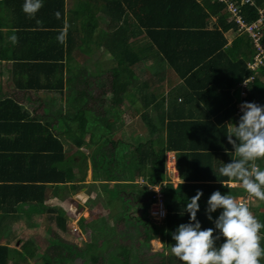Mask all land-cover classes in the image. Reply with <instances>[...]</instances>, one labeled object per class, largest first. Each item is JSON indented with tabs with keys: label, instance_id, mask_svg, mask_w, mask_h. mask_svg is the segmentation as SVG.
I'll use <instances>...</instances> for the list:
<instances>
[{
	"label": "trees",
	"instance_id": "obj_1",
	"mask_svg": "<svg viewBox=\"0 0 264 264\" xmlns=\"http://www.w3.org/2000/svg\"><path fill=\"white\" fill-rule=\"evenodd\" d=\"M94 1L97 0H86L85 4L90 8L84 13V17L90 19L95 27L97 21L90 5ZM107 1L105 12L118 26L113 34L118 45V66L111 71L114 76L105 80L104 77L95 78L87 73L80 79H68L66 83L65 77L60 74L64 68L66 54L72 52V46L77 39L72 31L67 35L59 31L65 23V0H49V37L53 41L52 51L49 53V68L43 69L47 73L44 81L31 74L25 85L30 89H49L57 94V97L53 98L54 108L49 107V126H46L45 121L43 122L38 115L30 114L14 100L8 98L0 101V127L19 125L14 131L19 132L20 136L15 140L8 137L9 141L18 143L32 137L42 145L16 148L4 146L2 157L5 162L0 160V170L4 171V174L0 173V185L5 192V202L10 208L19 203L21 205L29 202L42 203L48 183L49 188L54 186L56 190L67 184H70L72 189L80 190L89 166L86 159L89 154L87 145L96 144L91 151L89 150L92 168L90 184L97 186L99 184L100 189L106 193L107 200L112 202V205L110 203L104 206L109 209H103L109 221L102 220V225H97L100 223L97 222V217L92 216L91 219H87L79 216V209L75 212L68 209L70 212L67 213L63 208L51 207L49 211L51 214L54 213L49 217L53 227L51 229L49 226V230L54 233V240L50 242L52 247L45 249L43 243L30 240L24 242L22 250L19 251L0 243V264H9L12 257L19 258L16 264H22L21 260L24 264H28L30 263L28 256L39 264H72L73 262L76 264H182L171 254L170 247L175 242L171 233L179 224L189 222L188 213L181 215L186 201L196 195L197 190L203 192L197 218L202 228L206 229L211 228L213 223L207 218V201L217 190L216 187H221L222 194L230 193L233 196H239L243 191L221 184L206 183V179L195 176V169L187 167L191 154L184 149L187 150L189 147L181 145L182 140L177 137L169 136L161 147H156L149 136L139 142L115 140L110 136V130L104 123L105 117L112 114L114 109L112 107L125 103L128 86L132 80L128 81L131 76L133 77L132 70L129 72L128 63H133L143 56L134 51L132 45L128 43L129 36L137 37L138 33H146L150 45L145 50L158 51L162 57L169 59L182 76H186L199 64L203 66L202 68L212 65L213 56L220 58L227 52L230 57L234 51L235 43L223 51L227 41L223 37L222 30L237 26L234 21L228 23L226 13H222L226 3L220 0ZM257 5H264V0H257ZM242 12L250 21L258 17L255 5H243ZM122 13L125 17L121 16ZM213 13L219 15L218 20L222 23V29H219L215 23V29H207ZM206 34H211L217 39L218 44L213 48L201 42L195 43L198 37ZM66 36V44L69 47L67 50L64 49ZM251 52L253 56L255 49ZM174 54L188 59V66L176 64ZM250 57L248 55L244 58ZM193 60L197 62L191 63ZM237 66L231 67L233 68L231 82L255 74L252 69H248L246 61L240 62V67ZM220 73L216 71L213 76L218 77ZM263 75L264 66L246 87L249 92L247 96L249 102L261 106H264V82L260 79ZM109 102L111 105L108 107ZM232 107H235V104L229 109ZM68 119L75 126L73 134L75 153L70 156H67L64 141L58 136L62 129L61 124ZM30 126L35 128H28ZM14 131L0 128V137L6 139L5 134ZM88 135L89 141L86 139ZM171 149L179 152L178 166L182 182L176 188L169 179V169L166 168L165 163L166 152ZM200 154H193V157ZM140 177H145L146 183L140 188H134L135 180ZM156 184H162L167 209V215L161 222L153 219L148 211L154 194V191L149 189V185ZM79 207L82 208L83 204H79ZM220 211L222 210L218 209L212 213V216L217 217ZM91 213H93L92 209ZM76 216H79V220L83 223L79 226L80 232H72L71 235L69 230L71 228L73 230L72 221ZM258 220L264 223V215ZM96 228L100 231L96 233V239L87 242L86 249L84 246L81 247L82 244L71 239L76 236L83 241L82 233H86L87 229L94 231ZM108 231L115 232L116 235L112 234L115 239L107 237ZM261 232H264V229H261ZM153 239H159L166 249L154 250L151 242ZM100 247L104 250L103 253H99Z\"/></svg>",
	"mask_w": 264,
	"mask_h": 264
},
{
	"label": "crops",
	"instance_id": "obj_2",
	"mask_svg": "<svg viewBox=\"0 0 264 264\" xmlns=\"http://www.w3.org/2000/svg\"><path fill=\"white\" fill-rule=\"evenodd\" d=\"M73 1L75 5L70 10V0H65V23L59 31L66 35L69 31H72L77 40L72 49L70 48L72 52L66 54L63 62L64 68L62 73L59 74L65 77L64 81L66 83H68V79H80L86 76L87 73L95 78L104 77L105 80H109L114 76L111 72L112 69L118 66V45L113 38L118 26H116L117 24L113 18L105 12L108 1L97 0L90 3L97 21L95 27L90 19L84 17V13L90 8L89 5L85 4L86 0ZM23 4L24 0H0V101L8 98L14 100L26 108L30 114L38 115L43 122L45 121L46 126H49V107L54 108L55 101L53 98L57 97V94L49 91V89L36 90L25 85L31 74L44 81L43 79L47 73L43 69L49 68V53L53 47V41L49 37V0H42V6L34 17H30L23 11ZM99 10L111 18V26L113 27L111 31H105L99 27L97 17ZM222 13H226L228 23L233 22L227 7ZM121 16L125 17V14L122 13ZM218 18L219 15L213 13L207 29H215L214 23L219 26V29H222V23ZM236 27L231 26L227 30H222L223 37L227 41L223 51H226L228 47H232L235 43L234 51L230 57L227 52L220 58L215 55L213 60L211 59L212 65L202 68L203 66L199 64L194 70L189 71L186 76H182L169 59L162 57L158 51L157 53L154 49L149 52L145 50L150 45V39L146 33H138L137 37L129 36L128 43L132 45L134 51L143 56L133 63H128L129 72L132 70L131 73H133V77L131 76L128 82L132 81L128 86L125 103L112 107L114 108L112 114L125 111L126 108L135 112L134 114L142 115V122H138L136 125L129 121L128 126L122 131L127 140L139 142L140 140H146L149 136L156 147H161L169 136L182 140L181 145L189 147L184 151L191 154L187 167L195 169V176H199V179H206V183L221 184L229 188H237L238 191L243 190L242 193H239V196L234 195V198L246 203L252 214L258 219L264 215V201L250 197L239 183L230 181L227 177L219 176L218 173V168L223 163L231 161L232 156L230 153L234 151L233 146L227 140L226 131L229 127L227 124H238L239 117L242 115L240 106L244 101L249 102L247 98L248 89H245V95L241 93L243 88L241 83L247 77L243 80L231 82L233 69L231 67L232 65H238V68L240 62L246 61L247 67L250 69L248 62L254 56L251 52L254 50V45L251 37L240 32ZM13 36L15 41L12 39ZM197 40L195 41L196 44L201 42L209 48H213L218 44L217 39H214L211 34L202 35ZM66 42L67 36L64 39L65 50L69 49ZM107 42H109V45ZM107 50L110 51L108 54L102 53ZM220 52L221 50L218 53ZM176 55L174 54L176 64L188 66V59ZM248 55L251 57L244 58ZM102 58L108 60L101 61ZM192 62L197 61L193 60ZM91 63H94V69H91ZM216 71L222 74L220 73L218 77L213 76ZM59 74L55 75L59 76ZM262 81L264 82V80ZM234 104L235 107L229 109ZM110 105L111 102L107 106ZM66 121L61 124L62 129L59 131L58 136L64 141V149L67 156H70L75 153V148L70 149L71 145L74 146L75 126L69 119ZM170 125H173V127L171 128ZM130 126L134 129L131 137L128 136ZM0 128L14 131L19 128V125H8ZM28 128L35 127L30 126ZM51 129H53L52 124ZM14 132L6 133V139L0 137L1 161L5 162L2 157L4 146L14 148L17 146H42L41 142L38 143L37 139L32 137L18 143L9 141L8 137L15 140L16 137L20 136L19 132ZM233 138L235 139V137ZM121 140H125V138L121 137ZM199 153L201 154L196 156L195 159L193 154ZM178 155L177 150L171 149L166 152V168L169 169V179H171L174 188L182 182L178 166ZM257 163L264 168V161H258ZM0 173L4 174V171L0 170ZM220 179L224 181L225 185L220 182ZM220 188L216 187L219 191ZM45 194L42 203L29 202L23 205L19 203L10 208V205L5 202V192L0 185L1 244H6L11 249L21 251L24 242L30 240L41 242L40 239L45 238V235L43 236L39 231H35L25 239L18 238V234L25 229H21L23 220H26L30 227H41L47 221L49 228V208L55 207L53 204L52 206L49 205V196L53 194L57 196L62 192L59 188L54 189V186L49 188L48 183ZM260 208H262L261 212L258 211ZM25 211H30V213H25ZM29 217H35L36 223L33 224L34 218ZM214 227L215 225L212 223L211 228ZM13 242L17 244L13 245Z\"/></svg>",
	"mask_w": 264,
	"mask_h": 264
},
{
	"label": "clouds",
	"instance_id": "obj_3",
	"mask_svg": "<svg viewBox=\"0 0 264 264\" xmlns=\"http://www.w3.org/2000/svg\"><path fill=\"white\" fill-rule=\"evenodd\" d=\"M41 6L42 0H24L22 8L34 17ZM12 39L15 41L14 36ZM261 67L249 68L256 75ZM240 110L238 124H227V140L234 149L230 153L232 159L223 163L218 173L239 183L250 197L264 201V168L257 163L264 161V106L244 101ZM220 182L224 184L221 179ZM202 195L197 190L186 201L181 215L188 213L189 222L179 224L171 233L175 241L170 247L171 254L182 264H264V232H261L264 223L252 214L248 205L230 193L214 191L208 198L206 214L215 227L205 229L197 218ZM218 209L222 211L214 218L212 213Z\"/></svg>",
	"mask_w": 264,
	"mask_h": 264
},
{
	"label": "rangeland",
	"instance_id": "obj_4",
	"mask_svg": "<svg viewBox=\"0 0 264 264\" xmlns=\"http://www.w3.org/2000/svg\"><path fill=\"white\" fill-rule=\"evenodd\" d=\"M73 5H75V2L73 0H70V4H69L70 10L72 9ZM103 11H104V9H103ZM98 14L99 15H97V17L99 20V27L104 29L105 31H111L113 29V27L111 26V18L108 17L107 15H105L100 10L98 11ZM110 27H111V29H110ZM107 43L109 45V42H107ZM109 52L110 51L107 50V51H103L102 53L108 54ZM106 60H108V59L102 58L101 61H106ZM91 69H94V63H91ZM263 76L260 78L261 81L264 80ZM49 100H51V99L49 98ZM134 113L135 112H132L130 109L125 108V111L124 110L118 111L117 113L110 114V115H107V117H105L104 123H105L106 127L110 130L109 133H110V136L112 137V139L116 140V139H121V137H124L125 141H130V139H128V140L126 139V136H125L124 132H122V131L124 130V128H126L128 126L129 121H131V123H134L136 125L138 122H142V119H141L142 115L141 114H134ZM65 118H67V117H65ZM132 132H134V129H132L130 126L129 127V135H128L129 137H131ZM89 138H90V136L88 135L86 137L87 141H89ZM94 145H96V144L87 145V148H86L88 150V153H89L87 155V158H86L89 166H88V169L86 172V177L81 182L83 187L80 190H76V189H72L70 184L60 186L59 190H60V192H62V194L57 195V196L53 194L52 196H49V205L52 206V204H53L57 207L63 208L65 210H67V213H69L70 211L75 212V211H78V209H79V212H78L79 216H84L87 219H91L92 216H93V218L97 217V219H98L97 222H100L97 225H102V220H103V222L109 221V218L106 217V214L103 210V209H109V208H104V206L106 207L110 203L112 205V202L107 200V198L105 196L106 193H104V191L102 189H100L99 184H98V186H97V184H90L91 183L90 180L92 178V168L90 165V156H91L90 151ZM72 147L73 146L71 145L70 146L71 150H72ZM76 158L78 159L79 156H76ZM142 178L145 179V177H140L139 181L135 182L134 188H140L141 186L144 185L145 182H142V180H141ZM111 186H113V185H111ZM79 204H83V207L82 208L79 207ZM91 209H92L93 213H91ZM258 211L261 212L262 208L258 209ZM25 213H30V211H27V212L25 211ZM50 214L51 213H49V217L51 216ZM79 216H76L73 218V221H72L73 230H72V228L69 230L71 235L73 234L72 232H74V233L80 232L79 226L83 222H81L79 220ZM29 218H34V221H32V223L33 224L36 223L35 217H29ZM152 218L155 219L156 221L157 220L160 221V219H158V218H154V217H152ZM47 224H48V222L45 221L44 225L42 224L41 227H30L27 224L26 220H23V223L21 224L22 225L21 229H23V228H25V229L20 234H18V238L22 240V239H25L26 237L30 236L31 234L35 233V231H39L40 234H43V236L45 235L44 236L45 238L40 239L41 243H43V245H44L43 248L49 249L50 248L49 246L52 245V243H50V242H52L54 240V233L51 230H49V232H48ZM51 225H52V223L49 220V226H51ZM51 229H53L52 226H51ZM98 231H100L99 228L94 229V231H93V229H89V230L87 229L86 233H82V240L83 241H81V239L79 240V238L76 236L72 237L71 239H74L76 242H79V244H82L81 247L84 246L86 249L87 248V245H86L87 242L96 239V233ZM108 233L109 234L107 235V237H111V238L115 239V236H114V235H116L115 232L108 231ZM112 234H114V235H112ZM66 237H67V235H66ZM69 239H70V237H69ZM151 242H152L153 249L156 251H162V250L166 249L165 245L159 239H153ZM14 244H17V243L13 242V245ZM110 245L111 244H109V246ZM98 250H99V253L104 252V250L101 249V247ZM28 258L30 259V263H28V264H39V263L34 262L29 256H28ZM17 259H19V258L18 257L17 258L12 257L10 264H16L15 262H17ZM20 263L24 264L22 262V260L20 261ZM44 263H45V261H44ZM72 264H76V262H73Z\"/></svg>",
	"mask_w": 264,
	"mask_h": 264
},
{
	"label": "built area",
	"instance_id": "obj_5",
	"mask_svg": "<svg viewBox=\"0 0 264 264\" xmlns=\"http://www.w3.org/2000/svg\"><path fill=\"white\" fill-rule=\"evenodd\" d=\"M226 3L228 12L232 20L236 23L240 32L248 34L254 45L255 54L253 59L248 62L250 68L256 70L264 66V5H257V0H220ZM251 4L257 6L258 17L250 21L246 19L242 12V6ZM255 75H251L244 79L241 85L242 95H245V89L251 80H254ZM142 182L145 180L142 178ZM144 180V181H143ZM149 188L154 191L153 199L150 201L149 213L151 217L158 218L160 221L165 219L167 209L165 206L164 195L162 192V184L149 185ZM158 221V220H157Z\"/></svg>",
	"mask_w": 264,
	"mask_h": 264
}]
</instances>
